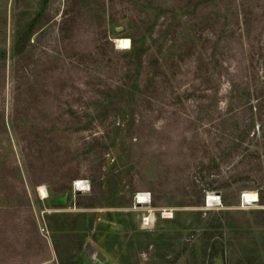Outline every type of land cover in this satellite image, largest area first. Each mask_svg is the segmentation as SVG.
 Masks as SVG:
<instances>
[{"label": "rangeland", "instance_id": "1", "mask_svg": "<svg viewBox=\"0 0 264 264\" xmlns=\"http://www.w3.org/2000/svg\"><path fill=\"white\" fill-rule=\"evenodd\" d=\"M228 117L264 158V0H0V264H264V167L199 162Z\"/></svg>", "mask_w": 264, "mask_h": 264}, {"label": "trees", "instance_id": "2", "mask_svg": "<svg viewBox=\"0 0 264 264\" xmlns=\"http://www.w3.org/2000/svg\"><path fill=\"white\" fill-rule=\"evenodd\" d=\"M39 22V18H35L31 21L30 25L27 26V29L25 30V33H21V35L18 36L17 39V46L18 49L20 46L24 47L26 45L27 42H29V38L30 35L33 34V30H35L36 27H38V23ZM132 43L131 49L129 52L132 53V56L134 58V60L137 61L136 64V69L137 71L135 72V74L129 79L128 81V87H126L127 90H124L122 88H119V90L121 91V93H125L126 95H131L134 96V92L133 89H138L139 83H140V76H141V68L143 66L144 61V56H145V49H143V46L138 45L137 41L135 38L133 37H129ZM251 114V116L253 117V107H248L247 109H245L244 111H242L241 113H239V115H241L240 117H246V115ZM231 117H228L227 119H219L218 121L215 122L216 127L218 128H223V138L221 143H219L217 146L214 147V150H212L211 152H213L214 154L212 155V157H203L202 159L199 160L200 163H206L209 165H212V170L216 171L215 174H218V171L220 170V168L222 167L223 164H226V162L231 161L232 158L235 156L240 157V160L238 163H240V165L238 167H235L236 165H234L235 168H242L244 169L245 166H242L245 163V161H248L246 157H250L252 156L251 160L254 159L257 163V166L259 167H264V158H261L260 155L257 154H251L247 152V145H245V139L248 136V132L246 133V124L243 123L240 127L238 128H234V130L231 129V125H229V127L226 125L221 127V124H224L225 121H230ZM220 124H217L218 122H220ZM245 121V119H244ZM254 122V121H253ZM254 123L252 124L251 128H254ZM229 129V131H228ZM222 133V132H219ZM226 150L227 152H229L228 154L232 155L231 157H227V154H223V151ZM221 154H223L225 157H223ZM237 157V158H238ZM245 157V159H244ZM208 160V161H207ZM245 160V161H244ZM198 162V161H197ZM247 165V164H246ZM248 166V165H247ZM246 169V168H245ZM239 171L235 170L234 168L231 169L229 176L232 178H236L235 176H237V173ZM222 179V178H221ZM31 180V178H30ZM31 182L34 184V181L31 180ZM38 182H36L37 184ZM258 196L260 197V199L263 201L264 200V188L261 191H258Z\"/></svg>", "mask_w": 264, "mask_h": 264}, {"label": "bare ground", "instance_id": "3", "mask_svg": "<svg viewBox=\"0 0 264 264\" xmlns=\"http://www.w3.org/2000/svg\"><path fill=\"white\" fill-rule=\"evenodd\" d=\"M117 45H118V48H121V49H128L131 45V42H130V39L128 38H123V39H118L117 40ZM75 186L76 188H80L81 187V181L78 180L76 183H75ZM82 189V188H81ZM39 190L41 192V194H45V189L44 187H39ZM258 198V193L256 192H244L243 193V201L244 203H248V202H255ZM209 201L213 200L214 199V196L210 195L209 196ZM136 201L138 203H148L149 202V197H147L146 194H143V193H140L137 198H136Z\"/></svg>", "mask_w": 264, "mask_h": 264}]
</instances>
